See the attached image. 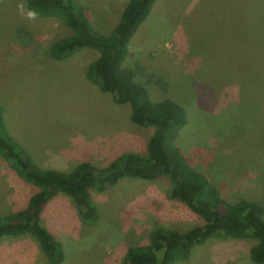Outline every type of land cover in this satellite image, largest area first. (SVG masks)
Returning <instances> with one entry per match:
<instances>
[{
    "label": "rangeland",
    "instance_id": "1",
    "mask_svg": "<svg viewBox=\"0 0 264 264\" xmlns=\"http://www.w3.org/2000/svg\"><path fill=\"white\" fill-rule=\"evenodd\" d=\"M75 1L86 7L95 30L109 34L129 0ZM20 3L0 0V104L10 136L39 168L63 173L82 162L104 168L124 153L146 156L153 128L132 124L129 106L86 78L98 52L52 59L49 44L66 37L68 28L55 19L26 20ZM262 61L264 0H157L124 62L154 101L170 99L186 110L178 145L230 202L264 201ZM168 186L166 179L124 178L91 191L99 210L94 225L84 224L71 199L58 194L44 207L41 223L63 248L60 264H120L130 247L148 244L154 228L202 225L168 198ZM33 191L0 157V216L25 207ZM255 244L209 239L178 264H255ZM0 264L50 263L36 240L23 236L0 240Z\"/></svg>",
    "mask_w": 264,
    "mask_h": 264
},
{
    "label": "trees",
    "instance_id": "2",
    "mask_svg": "<svg viewBox=\"0 0 264 264\" xmlns=\"http://www.w3.org/2000/svg\"><path fill=\"white\" fill-rule=\"evenodd\" d=\"M156 2L129 0L111 33L101 34L91 25L86 7L75 0H24L26 9L39 12L38 19H55L69 30L66 37L49 44L48 56L64 61L83 49L97 51L98 57L87 66V80L100 92L110 94L116 104L128 105L131 123L153 128V133L147 142L146 156L124 153L104 168L82 162L68 173L46 170L39 168L10 136L0 104V157L20 180L35 190L25 207L0 216V240L31 236L48 263L60 264L64 260L63 248L41 223L44 207L58 194L71 199L84 224L94 225L99 210L91 199V191L102 192L124 178L166 179L168 198L184 204L203 224L186 231L154 228L149 233L148 244L130 247L120 264L186 262L196 247L213 238L255 240L250 260L264 264V201L226 200L213 177L196 169L178 145L188 122L186 110L170 99L154 101L145 85L124 67L129 43ZM255 63L256 70L260 62Z\"/></svg>",
    "mask_w": 264,
    "mask_h": 264
},
{
    "label": "clouds",
    "instance_id": "3",
    "mask_svg": "<svg viewBox=\"0 0 264 264\" xmlns=\"http://www.w3.org/2000/svg\"><path fill=\"white\" fill-rule=\"evenodd\" d=\"M17 7L20 15L24 17L26 20L35 21L36 19L39 18V12L34 8H28L26 10L27 6L25 3H20L18 4Z\"/></svg>",
    "mask_w": 264,
    "mask_h": 264
}]
</instances>
